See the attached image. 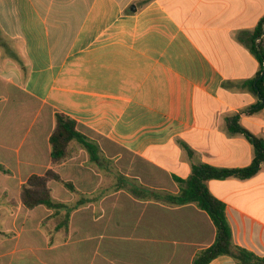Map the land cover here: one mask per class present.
I'll list each match as a JSON object with an SVG mask.
<instances>
[{
	"label": "crops",
	"instance_id": "1",
	"mask_svg": "<svg viewBox=\"0 0 264 264\" xmlns=\"http://www.w3.org/2000/svg\"><path fill=\"white\" fill-rule=\"evenodd\" d=\"M262 18L264 0H0V164L12 172H0V264H193L216 239L212 218L155 194H177L173 176L193 163H253L244 132L264 139V65L250 49ZM28 107L34 137L14 146ZM57 111L99 160L74 142L56 171L76 192L49 184L67 207L27 209L21 186L51 168ZM114 166L131 182L118 185ZM206 185L234 242L263 256L264 162Z\"/></svg>",
	"mask_w": 264,
	"mask_h": 264
},
{
	"label": "trees",
	"instance_id": "2",
	"mask_svg": "<svg viewBox=\"0 0 264 264\" xmlns=\"http://www.w3.org/2000/svg\"><path fill=\"white\" fill-rule=\"evenodd\" d=\"M264 18L255 28L251 42V52L264 65ZM259 40V41H257ZM263 76L257 82V89L260 91L264 99V70ZM234 131H241L242 128H233ZM248 137H251L256 155L253 163L245 168H221L210 165L208 163H193L192 171L188 178L184 179L176 175L174 180L179 185L177 194L159 195L156 197L163 198L165 201L184 205L193 203L200 209L206 211L216 227V239L208 248L200 250L193 261V264H208L213 259L219 256H230L238 264H264V255L260 256L247 248L237 245L233 240V231L227 216V206L220 199L216 198L208 189L206 181L212 179H226L230 177H238L240 179H250L260 171V167L264 162V139L253 137L248 132H244ZM51 146V168L44 174H34L21 186L20 201L27 209H34L39 206H44L48 209L55 210L67 207L65 204L56 201L50 188L51 181H58L72 192H76V187L71 181H65L56 168L63 165L71 156L72 144H80L90 155L93 162L99 160V147L91 141L84 133L78 129V124L75 119L63 112L55 113V127L49 138ZM192 157L193 152L187 149ZM0 172L12 174L11 171L0 164ZM125 179L120 177L118 185L124 184ZM13 203V202H11ZM68 220H64L59 224V228L67 227Z\"/></svg>",
	"mask_w": 264,
	"mask_h": 264
},
{
	"label": "rangeland",
	"instance_id": "3",
	"mask_svg": "<svg viewBox=\"0 0 264 264\" xmlns=\"http://www.w3.org/2000/svg\"><path fill=\"white\" fill-rule=\"evenodd\" d=\"M2 93H3L2 92V88L0 86V95H2ZM4 95H6V94H4ZM24 111H25V118H24V120L22 121V123L19 126V132L16 135V141L14 140V144H13L14 146H18L19 143L23 140L24 142H26L25 147H27L29 145V143L31 142V140L33 139V137H34V133H35L36 129L33 132L29 133L28 127L30 125L29 120L34 115L35 108L28 107ZM88 155H89V153H88ZM89 157H90V155H89ZM100 167H104V165L100 164ZM119 169H120L119 167L116 168V166H114L113 170H112V173L115 174L117 177L125 175V172L120 171ZM63 171L65 172V169L61 171L62 175H65ZM127 180H129V179H127ZM127 180L125 179L124 183H129V181L131 182V180H129V181H127ZM7 182H15V181L12 178H10V179L7 180ZM107 184H108V182H107ZM53 188H54V191H56L57 195H58L57 189L61 190L62 192H65V194L67 192L66 190H68L66 187H64L59 182L53 183ZM32 220H35V216L34 215L32 217Z\"/></svg>",
	"mask_w": 264,
	"mask_h": 264
},
{
	"label": "built area",
	"instance_id": "4",
	"mask_svg": "<svg viewBox=\"0 0 264 264\" xmlns=\"http://www.w3.org/2000/svg\"><path fill=\"white\" fill-rule=\"evenodd\" d=\"M257 41H259V40H257Z\"/></svg>",
	"mask_w": 264,
	"mask_h": 264
}]
</instances>
